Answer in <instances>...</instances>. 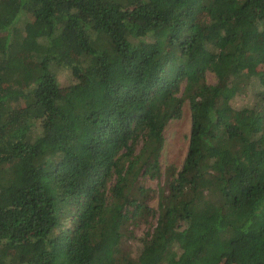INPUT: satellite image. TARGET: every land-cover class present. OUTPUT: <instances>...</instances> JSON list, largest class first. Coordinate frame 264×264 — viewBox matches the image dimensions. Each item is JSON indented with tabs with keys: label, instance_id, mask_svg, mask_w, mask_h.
Returning a JSON list of instances; mask_svg holds the SVG:
<instances>
[{
	"label": "trees",
	"instance_id": "obj_1",
	"mask_svg": "<svg viewBox=\"0 0 264 264\" xmlns=\"http://www.w3.org/2000/svg\"><path fill=\"white\" fill-rule=\"evenodd\" d=\"M224 257L264 264V0H0V264Z\"/></svg>",
	"mask_w": 264,
	"mask_h": 264
},
{
	"label": "rangeland",
	"instance_id": "obj_2",
	"mask_svg": "<svg viewBox=\"0 0 264 264\" xmlns=\"http://www.w3.org/2000/svg\"><path fill=\"white\" fill-rule=\"evenodd\" d=\"M54 72L56 73L58 82L61 87H66L74 82V78L67 68H62L58 66L53 67ZM207 81L210 84L215 82V77L212 73H207ZM259 90L256 82H250L247 86V90L243 94L236 95L232 99V104L235 107H245L250 106L256 102L255 91ZM191 129V117L188 101H185L183 105L182 115L179 119H174L169 121L167 126L163 131L164 136V145L160 154V164L161 171L164 173L165 168L168 165H173L177 168H180L188 149V137ZM163 181V176L161 178ZM145 185L152 188H156L157 181L145 180ZM149 205L157 207V198H153L149 201ZM146 230V227L141 226L135 229L134 238L124 239L123 246L126 247L132 255H135L140 249V242L138 237H140L143 232ZM222 264H236L235 260L231 257H224L222 259Z\"/></svg>",
	"mask_w": 264,
	"mask_h": 264
}]
</instances>
